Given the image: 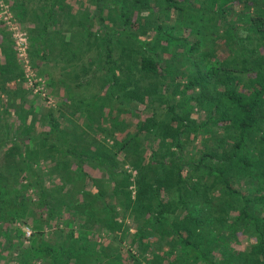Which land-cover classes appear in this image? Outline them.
<instances>
[{"label":"trees","instance_id":"trees-1","mask_svg":"<svg viewBox=\"0 0 264 264\" xmlns=\"http://www.w3.org/2000/svg\"><path fill=\"white\" fill-rule=\"evenodd\" d=\"M27 2L12 6L33 23L31 58L60 65L57 75L37 68L66 98L47 106L38 124L28 121L42 101L19 85L24 73L4 35L0 257L20 242V221L34 222L40 241L15 264H35L25 255L34 249L44 255L40 264H264V0ZM95 78L109 109L126 110L106 127L111 144L74 136L79 112L92 132L105 127L93 126L96 97L78 93ZM11 109L23 117L16 124ZM142 111L150 117L139 118ZM64 209L84 212L80 228ZM125 217L136 249L126 250V263L118 246H97L89 229L120 227ZM53 218L63 227L49 241L40 228ZM242 234L249 242L237 249Z\"/></svg>","mask_w":264,"mask_h":264},{"label":"rangeland","instance_id":"rangeland-1","mask_svg":"<svg viewBox=\"0 0 264 264\" xmlns=\"http://www.w3.org/2000/svg\"><path fill=\"white\" fill-rule=\"evenodd\" d=\"M77 1V0H76ZM12 2L13 0H0V20L2 22H4L0 27V29H2L0 31V54L4 57V52L2 50L3 47V43L6 41H3V36L4 35H8V33H10V36L12 38L13 41V49L15 51V55L17 57V62L21 68V70L24 73V81L22 82L23 86L25 87V91L27 93H29L30 95H37L39 96L40 100L42 101V104H38V110L36 111L34 107L31 110L30 113V118L28 119V121L34 119L36 124H38L39 122H41L43 119V112H45V109L47 108V106L51 107H55L57 106L56 104V100H60L61 98L63 99V97L65 96L64 94V88L63 87H57L56 91L58 94L57 96L54 95V89L47 84L45 81L46 79L43 78V76L41 75L42 73H40V68L38 69L37 66L41 67L42 70L43 69H47L50 71L53 70L55 71V74L57 75L59 73V70L57 68H59L60 65L57 66V68L53 67L52 62L50 63H37L36 66V62L34 63L31 55H30V47H29V29L33 28V23H31L30 21H26L25 22H21L17 16V12L16 9L14 8V6H12ZM74 4H76L74 1H72ZM26 4H29L28 6H34L36 4V0H33L30 2H27ZM34 4V5H33ZM104 29L99 30V34L102 35L101 31ZM21 36V38H23V43L21 41H19V37ZM56 69V70H55ZM99 72H95L93 74V71L90 70L89 72H87V75L89 74H93L92 76H97L99 75ZM86 75V76H87ZM45 79V80H44ZM83 80L82 76H80V82ZM105 90V89H104ZM101 89V85L99 82L98 78H95L93 80L90 81V83H88V85L84 84L83 86L80 87V90L78 91L79 95L81 98L86 99L87 97H89L90 95H93V97H96L95 101H96V105H98V107L96 108L98 112V114H95V124L93 126H97L98 124H103V126H105L103 128V130L101 131H97L96 133L92 132L93 129H95L96 127H89L87 125H84L82 122H88L87 118L84 117L83 113H77L76 116V120L77 122L80 121V125L79 130H75L74 136L75 137H79L80 133L84 134L83 136H85V140H90L88 137L92 136L95 137L98 140H102L104 138V134L106 133V130L110 124H111V120H117V119H121L124 114L126 113V110H121V111H117V107H109L106 105V101L102 100V98H100V96L104 95L105 91ZM57 97V98H56ZM77 97V94H76ZM66 97H64L65 99ZM44 101V102H43ZM116 106V104H114ZM36 111V112H35ZM150 112H140L139 118L142 119H146L150 117ZM16 118L13 119V122L16 124L18 122V118H23L21 117L19 114L15 115ZM133 117H131V114L127 116L126 120L127 121H131L132 122ZM131 124V123H130ZM77 125V126H78ZM62 126H65V128L67 130H71L67 125H65V122L62 123ZM130 128L131 125L129 126ZM123 136V133H117L116 134V138H119ZM105 141H108L109 144L112 143V139L109 137L104 138ZM81 144L83 145V142H81ZM41 165H43V163L41 162ZM84 165L87 167L88 171L91 173L90 176H96L97 177V169L94 167H89L90 165L86 163H84ZM89 165V166H88ZM71 167H76V164H71ZM125 168L131 172L133 175L135 174V172L133 171V169L129 166V164L125 163ZM77 173L78 170H74ZM55 178L51 177L48 180H53ZM57 179H54V182L56 184ZM53 182V181H52ZM50 182L47 181V184H49ZM80 183V181L78 182ZM78 185V184H77ZM53 185H51L50 187H52ZM130 188L133 189V186H131ZM80 202V200H79ZM69 209H64L63 210V214L62 217L66 218L67 220H69L71 222V227L72 228H80V217H82L84 214V212H80L78 211V213H76V216L70 215L71 213L68 212ZM38 212V211H36ZM81 214V215H80ZM171 216L174 214H170ZM116 218V216L114 217ZM120 219V218H119ZM120 221V220H119ZM129 221L130 219L128 217L124 218V222L125 224L121 225L120 227H115V226H109L111 225V221L108 222L106 221L104 224H99L95 222H91V227L89 228L90 230H92V234H95V237H92L93 239H95L97 246H99V244H103L104 246L107 245H111L112 247H119L120 250V255H122V260H124V262H128V260H126L128 257V254L126 252L127 249H130L132 251H135V245H132V248H130L129 246V241H130V235L129 233H133L134 231H131L133 229H131L129 225ZM113 222V219H112ZM16 225L20 228V232H22L23 235H21V240L19 243H14L12 248H11V255L8 256V252L6 250L2 251V255L0 257V263H6V264H15L17 259H20L23 253V250L26 249L24 247H30V248H34V246H36L38 244V242L40 241V238L37 236L36 234V227L33 228V226L35 225L34 222H30L29 224H26V222L22 223L20 221H18L16 223ZM3 226L5 227V224H3ZM63 225L62 223H59V221L55 218L53 219H49L47 221H45L42 225V228H40L41 230H43V232H45V238L49 241L52 240V238L54 237V231L57 230L58 228H62ZM123 234H127L125 239L123 241H119V239L121 238V236ZM0 240L2 241V238H0ZM234 241V240H233ZM249 242L248 238L246 236H244V234L238 236V240H236L235 242H233V245L237 248V249H242L244 246L247 245V243ZM246 244V245H245ZM20 245H23L20 248ZM33 253H30L29 251L25 254L26 255V259L27 260H36L35 264H40L42 262L44 258V255H42V253H39L36 249L32 250ZM96 264H100V262L96 263Z\"/></svg>","mask_w":264,"mask_h":264},{"label":"crops","instance_id":"crops-1","mask_svg":"<svg viewBox=\"0 0 264 264\" xmlns=\"http://www.w3.org/2000/svg\"><path fill=\"white\" fill-rule=\"evenodd\" d=\"M0 36H1V35H0ZM0 39H1V38H0ZM0 61H2V62L5 61L4 57H3L1 54H0ZM14 82H15V81H10V82L7 84V86L10 87V88H13V87H14ZM16 82H18V81H16ZM19 85L22 86V87H24L23 84H22V82H21ZM24 88H25V87H24ZM1 96L3 97L4 94L2 93ZM3 100H4V98H3ZM16 101H17L16 104L19 103V99H17ZM3 102H4V101H3ZM4 104H5V103H4ZM25 104H27V103H25ZM27 105H28V104H27ZM34 107H35V106H33L32 109H33ZM32 109H31V110H32ZM14 112H15V110L11 109V111H10V114H11V115L9 116V117H10L9 120H10V119L13 120V119L16 118V116H15L16 114H14ZM30 113H31V112H30ZM29 118H30V117H29Z\"/></svg>","mask_w":264,"mask_h":264},{"label":"built area","instance_id":"built-area-1","mask_svg":"<svg viewBox=\"0 0 264 264\" xmlns=\"http://www.w3.org/2000/svg\"><path fill=\"white\" fill-rule=\"evenodd\" d=\"M18 37H19V38H18V39H19V41H21V42H22V41H23V38H21V36H18ZM22 43H23V42H22Z\"/></svg>","mask_w":264,"mask_h":264}]
</instances>
